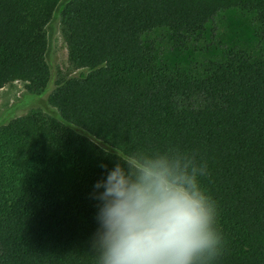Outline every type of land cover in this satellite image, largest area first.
I'll return each mask as SVG.
<instances>
[{"label": "trees", "instance_id": "16d2710c", "mask_svg": "<svg viewBox=\"0 0 264 264\" xmlns=\"http://www.w3.org/2000/svg\"><path fill=\"white\" fill-rule=\"evenodd\" d=\"M62 1L0 0V90L45 93ZM60 12L77 71L49 96L60 119L43 99L47 114L0 126V264H94V185L116 148L169 147L207 162L227 241L217 264H264V0H69ZM234 21L250 42L232 38Z\"/></svg>", "mask_w": 264, "mask_h": 264}, {"label": "clouds", "instance_id": "9594fccd", "mask_svg": "<svg viewBox=\"0 0 264 264\" xmlns=\"http://www.w3.org/2000/svg\"><path fill=\"white\" fill-rule=\"evenodd\" d=\"M116 154L120 162L94 185V264H217L227 241L202 186L207 162L178 147Z\"/></svg>", "mask_w": 264, "mask_h": 264}, {"label": "rangeland", "instance_id": "374dc122", "mask_svg": "<svg viewBox=\"0 0 264 264\" xmlns=\"http://www.w3.org/2000/svg\"><path fill=\"white\" fill-rule=\"evenodd\" d=\"M69 0H63L55 12V16L47 28L48 33V52L47 61L51 67L52 76L45 93L41 96H32L26 89V83L16 82L0 90V126L8 124L12 119L24 116L32 111L39 110L47 114L44 109V103L39 101L47 100L48 106L53 109L60 119L58 111L49 105V96L55 88V81L59 77H71L77 74V71L71 67L68 58V48L61 30L60 11L62 5ZM232 38L250 42L254 33L246 24L241 22H232ZM187 55L182 53H172L170 60L178 63L187 60ZM49 115V114H48ZM50 116V115H49ZM57 119V120H58Z\"/></svg>", "mask_w": 264, "mask_h": 264}]
</instances>
